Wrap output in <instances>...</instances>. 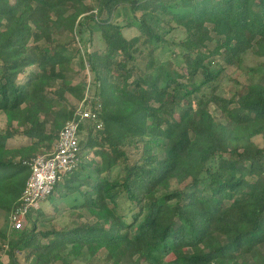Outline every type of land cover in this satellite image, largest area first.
Masks as SVG:
<instances>
[{
    "label": "trees",
    "instance_id": "16d2710c",
    "mask_svg": "<svg viewBox=\"0 0 264 264\" xmlns=\"http://www.w3.org/2000/svg\"><path fill=\"white\" fill-rule=\"evenodd\" d=\"M82 26L102 45L80 69L60 40ZM248 52L264 59V0H0V211L67 121L81 134L74 167L0 230V264H264V63L243 67Z\"/></svg>",
    "mask_w": 264,
    "mask_h": 264
},
{
    "label": "built area",
    "instance_id": "2783aa9c",
    "mask_svg": "<svg viewBox=\"0 0 264 264\" xmlns=\"http://www.w3.org/2000/svg\"><path fill=\"white\" fill-rule=\"evenodd\" d=\"M85 98L86 96L84 100ZM75 115L80 120L98 122L95 111L85 106L83 102L76 108ZM78 142V123L69 120L59 132L55 151L37 155L32 160L31 173L19 197L18 205L9 215L11 228L20 229L28 211L37 208L61 175L74 167L77 162Z\"/></svg>",
    "mask_w": 264,
    "mask_h": 264
},
{
    "label": "rangeland",
    "instance_id": "374dc122",
    "mask_svg": "<svg viewBox=\"0 0 264 264\" xmlns=\"http://www.w3.org/2000/svg\"><path fill=\"white\" fill-rule=\"evenodd\" d=\"M119 12H120L119 15L116 14L118 19H120L123 15L122 11H119ZM76 27H78V25ZM82 27L85 30V32L82 33L81 36H78L79 34L76 36V35H74V33H72V38L70 35H69V38H68V36L65 37V35H64V36H61V40H60V42L66 43V45H67L66 48L68 49V51H77L75 59L73 60V64H74L75 68H80V69L83 68L84 66H86L85 61H84V53L87 51H91L93 49L99 48L102 45L100 40H99L97 32H94L92 34V37H91L88 29L84 28V26H82ZM88 39H89V41H88ZM67 41H68V43H67ZM209 46L213 47L214 42L209 43ZM157 57H159V59H171L172 60V54L170 53V51H164L163 50L161 53H158ZM176 63H178V62H176ZM259 63H264V59L263 58L256 59L254 57V55L252 54V52H248V53L244 54V56L242 58V66L243 67H253V66L257 67V65ZM90 80H91V74H90ZM90 80H88V82ZM209 109H210V112L215 117L219 116L220 112L215 108V106L211 105ZM4 119H5L4 115L0 112V129L4 127V122H5ZM78 137L80 138L81 134H78ZM13 142L18 143V141L16 139ZM254 142L257 143L258 145H264V138H262L260 136L255 137ZM159 154H160V156H162L161 152ZM60 203H61V205H65L62 202H60ZM9 215H10V213L7 214L3 211H0V230H6L7 231L8 229L11 228ZM57 222L61 226L73 224L72 220L68 217H65V216L59 217L57 219ZM98 256L103 257V251H101ZM86 260H87V256L83 255L80 258L75 259L73 261V264H86ZM98 264H104V261L100 260Z\"/></svg>",
    "mask_w": 264,
    "mask_h": 264
}]
</instances>
